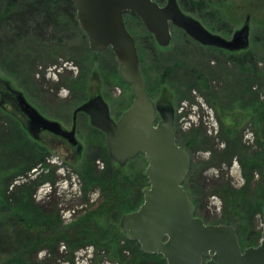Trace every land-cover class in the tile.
I'll return each mask as SVG.
<instances>
[{
    "label": "rangeland",
    "instance_id": "obj_1",
    "mask_svg": "<svg viewBox=\"0 0 264 264\" xmlns=\"http://www.w3.org/2000/svg\"><path fill=\"white\" fill-rule=\"evenodd\" d=\"M182 1L187 4L184 10L189 15L225 39H230L235 31L242 28L248 16L249 46L261 73L260 81L253 83L252 87L258 102L251 106L252 109H246V101H240V98L247 74L227 61L226 55L195 43L176 27L171 28V44L162 48L164 52L154 50L156 55L144 40L147 30L142 22L134 16L126 17L130 31L141 43L138 54L152 100L168 101L175 107L177 141L181 144L180 138L190 136V132L195 130L203 136L194 149L189 150L191 171L184 188L193 194L196 217L208 225H218L222 218L233 214L228 212L231 205L225 207L222 193L218 191L221 183L228 181L239 194H243L247 186L239 156L222 158L226 142L230 138L237 142L240 140L248 148L246 155L251 159L259 158L260 142L264 147V142L258 141L252 123V118L258 114L255 109L259 103H264V42L261 37L264 0H202L205 5L197 12L188 6L190 0ZM158 3L164 5L166 0ZM2 4L3 0H0V6ZM59 14L62 25L43 40L33 34L18 38L13 30L17 26L15 23L0 25V80L11 82L13 90L21 93L44 115L59 122L66 131H71L76 107L96 93L104 97L113 118L118 120L124 109L131 105L133 94L131 86L119 76L113 52L91 51L76 18L75 23L70 20L73 17L67 19L64 12ZM202 72L206 76L202 79H208L209 89L203 83L200 87L196 83V76ZM0 82V87H4L5 83ZM189 85L192 86L186 92ZM177 89L185 91L182 97H179ZM230 91L235 93L228 95ZM209 93H214L217 99L211 98ZM183 104L186 105L185 110L181 109ZM193 110L200 115L196 124L190 121ZM10 111L9 105L4 106L3 110L0 108V191L5 189L6 194H33L35 205L58 213L62 227L57 229V236L60 237L53 248L43 245L27 252L30 240H35V230L30 234L23 229L25 225L12 221L0 222V264L16 256L13 252H21L25 255H21L23 259L32 264H159L150 257H138L132 263L139 255L137 245L128 243L119 226L124 214L136 211L143 203L142 190L148 187L144 174L147 165L143 155H137L124 166L112 161L104 133L88 126V118L83 113L77 114L75 139L78 147L72 144L57 148L42 147L24 134ZM9 121L16 124V130L21 132L22 137H14L11 141L4 139L3 128L9 125ZM189 121L190 126H186ZM226 130H231V135ZM248 133L255 134L256 141L252 145L246 142ZM206 139H210L212 145L209 142L201 144ZM79 148L81 155L77 158ZM31 165L34 166L30 168ZM256 167L250 179L251 190L246 194L263 204L254 213L253 220L250 218L259 231L263 221L264 191H256L255 188L256 185H264L260 181L261 166L257 164ZM50 187L49 192L46 188ZM111 206L113 211H107ZM19 215L27 217L21 213ZM240 216L241 220L246 219V214ZM80 223L85 241L70 254L67 244L71 245L73 235L77 237L73 234L74 225ZM111 229L115 234L118 230L120 235L118 237L116 234L122 250L118 259H112L105 248L100 249L88 239L103 238V244H106ZM48 233V230H44V237L55 234L53 231ZM84 251L88 253L84 254ZM161 264L166 262L162 259Z\"/></svg>",
    "mask_w": 264,
    "mask_h": 264
},
{
    "label": "water",
    "instance_id": "obj_2",
    "mask_svg": "<svg viewBox=\"0 0 264 264\" xmlns=\"http://www.w3.org/2000/svg\"><path fill=\"white\" fill-rule=\"evenodd\" d=\"M72 5L89 49L113 52L120 78L131 86L133 101L115 121L104 98L94 95L76 107L72 129L66 131L12 89L30 125L77 145L76 117L84 113L91 126L104 133L112 161L124 166L143 155L148 180L143 203L124 214L119 225L125 238L136 241L145 254L162 256L166 264H264V209L260 243L244 249L233 226L208 225L195 216L192 197L184 188L190 156L176 141L173 108L149 97L138 50L124 20L127 14L135 15L161 47L170 45L174 26L202 46L234 52L249 47L248 16L242 28L225 39L183 12L176 0L163 6L156 0H72Z\"/></svg>",
    "mask_w": 264,
    "mask_h": 264
},
{
    "label": "trees",
    "instance_id": "obj_3",
    "mask_svg": "<svg viewBox=\"0 0 264 264\" xmlns=\"http://www.w3.org/2000/svg\"><path fill=\"white\" fill-rule=\"evenodd\" d=\"M159 1H161V0H156V2H159ZM179 3L183 9L185 7H187V4L185 2H183L182 0H179ZM203 4L205 5V2L202 0H198V1L190 0V3L188 6H190L191 10L197 12L198 9H202ZM57 9H60V11H57ZM72 11L74 12V14ZM60 12H64L68 16V18L66 17L67 19L73 17L70 20H74L76 23V20L74 19V18H76L75 17V9L72 5V0H3V4L0 6V25L1 24L9 25L10 22L15 23L17 26L15 28L13 27V30L15 29V32H16L15 34L17 35L18 38H20V36L33 34V35H35L36 38H40V40H43V39L48 38V36H50V32H52L53 30H56L58 27H60L62 25V22L60 21V19H58V15H60L59 14ZM66 15H62V16L65 17ZM127 16H134V17H136V16L132 15V14H127L125 16L124 20H125V24L127 26L128 31L130 32V34L134 38V41H135V44H136V47H137V50L139 53V51L141 50V48H140L141 43H140L139 39L132 33V31H130V29L127 25V22H126ZM137 19L140 20L139 18H137ZM74 21H72V22H74ZM262 28H264V25ZM261 32H262V35H261L262 41L264 42V29H262ZM145 35L146 36H144V40L146 43H148V45L152 49V53L154 50L157 51V49H160L161 51L163 50L162 47H160L157 44V42L155 41L154 36L152 34H150L148 31H146ZM257 38H258V36L256 37V39ZM195 43H197V42H195ZM206 48H208V47H206ZM209 48L215 49L216 51H219V53L226 55L227 61L237 65L241 70L246 72L247 77H246V81L244 83V88L242 89V96L240 98V101H246V105H245L246 109H252L251 106L253 104H255L256 101L258 102V96H256L255 93L252 91V87H253V83L260 81L261 78H259V75L261 76V73L258 71V69L256 67L255 54L252 52V50H250V46L245 50L234 51V52L215 48V47H209ZM263 49H264V47H263ZM19 52H22V51H19ZM162 52H164V51H162ZM25 53H23V54H25ZM20 54H22V53H20ZM154 54L157 55V52H155ZM139 58H140V55H139ZM20 61H21V59H20ZM177 67H180V66L177 65ZM140 69H141V58H140ZM202 71H204V70L202 69ZM141 72L143 74L144 80H146L142 69H141ZM194 77H195V73H193V79H194ZM204 77H206V76L203 72H202V74H198V76H196V80H197L196 83L198 84L199 87L203 83L205 88L209 89V86L207 84L208 79L207 80L202 79ZM0 81H3L5 83V85L10 86L11 89H14L11 82H8V81L3 80V79H1ZM145 84H146V90L149 94V97L151 98L150 93L147 89V81H145ZM190 86H192V85H189L187 87L186 92L189 90ZM226 88H224V89H226ZM176 92L179 93V97H182L185 93V91H181L179 89H177ZM234 93L235 92L230 91L227 94L231 95ZM208 95H210L211 98H213V99L214 98L217 99V96H215L214 93H209ZM157 103L173 107V105L170 104V102H168V101L159 100V101H157ZM129 106H130V104L124 109V111ZM1 110H3V109H1ZM255 112L258 113L259 115L255 113L256 115H254V117L252 118V123L254 125L255 130H256L258 141L264 142V103H259V105L255 109ZM227 125H229V124L227 123ZM16 128H17L16 124H13L11 121H9V125L7 127L3 128L4 132L2 134L4 135V139L5 140L8 139L9 141H11V139H13L14 137H17L18 139L20 137H22L21 132L19 130H16ZM225 132L228 135H231L232 131L226 130ZM200 135H201L200 131L195 130L194 132H190V136H188L189 138L186 136H184V137L182 136L180 138V140L182 142L181 144L179 143V141H177V139H176V141L189 154V150L194 149V146L196 144H198V141L200 140V138L203 137ZM208 142H209V144L212 145L210 139L209 140L206 139V141L202 142L201 144H203V145L205 143L208 144ZM258 146L261 150V152L259 153V158L258 159H251V158H248L246 155V152H247L246 150L248 148H246L240 142V140L237 142L235 139L230 138L226 142V146H225L226 150L222 153V158H229L230 159L234 155L239 156V158H240L239 161H240L241 166L244 170V175H245L246 182H247V186H245L243 189V194H239L240 192L238 193V191L234 190L230 186L228 181H223L221 183V188H219V189L217 188L218 191H220V193H222L220 195H222L224 200H225V207L227 205H231V210L228 212L233 213L232 216H230L228 214L229 216L227 215L224 218H222V222L220 224L230 225L236 229L239 244L243 249L247 248V247L257 246L259 244L260 239H261V229L259 231H257L252 220H253L254 213L256 211H258L259 208L263 204H260L261 203L260 200L250 199L251 195L246 194L249 190H251L250 179L252 178V174H253L254 170L257 168L256 167L257 164H259L261 166L260 167V177H261L260 181L264 185V147H263V144L261 142ZM217 154H216V156H217ZM219 159L221 160V158H219ZM244 159L247 160L246 163H244ZM32 166H34V165H31L30 168ZM190 171H191V164L189 166L188 174L185 178V181L187 180V178L190 174ZM185 181H184V183H185ZM1 184L2 183L0 182V185ZM256 187L257 188L260 187L258 189L255 188L256 191H258V190H260L261 192L264 191V186H261V185L257 186L256 185ZM4 191H7V190L3 189L0 191V222L5 223L6 221L7 222L12 221L15 224H20V225L22 224L23 226L25 225L23 229L26 230L30 234H31L30 231L35 230V233H36L35 234V240L34 241L30 240V242H29L30 244L28 245V247L26 249V250H28L27 252H31L36 247H41L43 245H48L49 247L53 248L55 245V242L57 243L58 239L60 237V236H57V234H58L57 229H60L62 227L61 222L59 220L60 218H59L58 213L56 211H51V212H50V210L47 211L46 209H43V207L41 205H39V206L35 205L34 199H33V194H28L26 192L25 193L20 192L18 194H6V192H4ZM9 193H10V191H9ZM190 195H191L192 201L195 205V200H194L193 194L191 192H190ZM232 201H233V203H232ZM6 206L10 207V209L7 208ZM107 211L112 212L113 211L112 206L109 209H107ZM19 213H21L22 216H27V217L23 218L19 215ZM226 213H227V211H226ZM31 214H33L34 216L31 217ZM244 214H246V219L241 220L240 218H242V217L240 215H244ZM250 218L252 220H250ZM81 224L82 223H80L78 225H74V229H75L74 232L75 233H73V234H76L77 237H75V235H73V237H71V239H72L71 245L67 244L68 245V251L70 254L72 253L71 250H74V249L82 246L81 243L83 241H85L84 240L85 236L83 237V235L81 234L82 230L79 228V225H81ZM44 230H46V231L48 230L50 232L48 234H51V231H53V233H55V234H53L52 236L44 237V235H43ZM116 234H118V230H116ZM116 234L111 229V232H110V235L108 236L109 238H108V241L106 242V244H103V242H104L103 238H102V240H100V239L92 240L91 238H95V237H91V238L88 237V239L91 240L93 243H95L96 246L100 247V249L105 248L107 250V251L106 250L105 251L110 255V257L112 259H118V257H121L120 255L122 254V250H121V247L119 246V240L117 241V239H119V238H116ZM66 236H68V235H66ZM119 236L120 235L118 234V237ZM128 243H130V244L135 243V245H137V249H138L139 255H137L136 258L131 261L132 263L138 257H146V258L150 257V258H153V260H156L157 263H159V264L162 263V257L161 256L155 255V254L143 253L140 250V246L135 241H132V242L128 241ZM23 248H24V251L26 253V250H25L26 247L23 246ZM13 253H15L16 256L11 258L5 264H32L31 261L28 262L27 259H23L22 256H25V255L24 254L22 255L21 252L20 253L13 252ZM68 260H70V258Z\"/></svg>",
    "mask_w": 264,
    "mask_h": 264
},
{
    "label": "flooded vegetation",
    "instance_id": "obj_4",
    "mask_svg": "<svg viewBox=\"0 0 264 264\" xmlns=\"http://www.w3.org/2000/svg\"><path fill=\"white\" fill-rule=\"evenodd\" d=\"M178 2V0H176ZM167 3V0H166ZM165 3V4H166ZM159 4V3H158ZM164 4V5H165ZM161 5V3H160ZM179 5V3H178ZM163 6V5H161ZM180 6V5H179ZM181 8V7H180ZM182 9V8H181ZM183 12H185L186 14L189 15L188 12H186L184 9H182ZM191 16V15H190ZM174 26H171V28ZM170 28V29H171ZM175 28V27H174ZM208 29V28H207ZM180 30V29H179ZM209 30V29H208ZM182 31V30H181ZM210 31V30H209ZM190 38V37H189ZM171 41H172V37H171ZM196 42V41H195ZM171 44V42H170ZM199 44V43H198ZM200 45V44H199ZM1 83V82H0ZM4 85V84H3ZM94 95H101L100 93H96ZM94 95L90 96L89 99L91 97H93ZM102 96V95H101ZM103 97V96H102ZM104 98V97H103ZM88 99V100H89ZM30 103V102H28ZM31 104V103H30ZM9 105L11 110L10 111V115H13L15 118V122H18L21 125V129L24 131V134L26 133L28 135V137L33 140L35 143L39 144L40 146H47L50 148H57L61 145H65V146H71V144L69 143V141L66 138H63L61 136L55 135L51 132L42 130L40 127H36V126H31L30 125V121L29 119L22 113V111L20 110L19 104L17 102V97L16 94H14L12 92V89L10 88V86L4 85V87H0V108L3 109L4 106ZM43 117H45L48 120H52L55 121L54 119L49 118L48 116L44 115L42 112H40L38 110L37 107H35L33 104H31ZM110 107V106H109ZM74 112V111H73ZM111 113V112H110ZM84 114V113H83ZM16 115H19L20 117H17ZM86 115V114H85ZM87 116V115H86ZM111 117L113 118V115L111 114ZM88 118V126L92 127L90 124V120L89 117ZM114 119V118H113ZM115 121H117L116 119H114ZM73 122V121H72ZM59 123V122H58ZM76 124H77V117H76ZM77 128V125H76ZM72 129V128H71ZM30 131H33V134L30 133ZM76 134V131H75ZM26 136V135H25ZM79 145V144H78ZM77 145V147H78ZM80 147V146H79ZM76 148V147H75ZM80 153V148L78 150V155L77 158L80 157L81 153Z\"/></svg>",
    "mask_w": 264,
    "mask_h": 264
},
{
    "label": "built area",
    "instance_id": "obj_5",
    "mask_svg": "<svg viewBox=\"0 0 264 264\" xmlns=\"http://www.w3.org/2000/svg\"><path fill=\"white\" fill-rule=\"evenodd\" d=\"M183 106H185V107H183ZM183 106H182V110H185V108H186V105L185 104H183ZM208 114H210V113H208ZM190 117H191V119L192 120H190L191 122L192 121H195V124L196 123H198V120H199V118H200V115L199 114H197V112L195 111V110H193V113L190 115ZM211 117V116H210ZM190 121L186 124V126H190ZM194 124V123H193ZM246 142H247V144H249V145H251V144H253V142H254V135H253V133H248V134H246ZM52 162H54V163H56L57 162V160H53ZM49 192H50V190H51V187L50 188H46ZM42 191V190H41ZM88 251V250H87ZM87 251H84V254H86V253H88Z\"/></svg>",
    "mask_w": 264,
    "mask_h": 264
}]
</instances>
